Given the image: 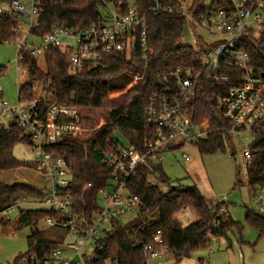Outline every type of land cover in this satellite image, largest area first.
Here are the masks:
<instances>
[{
	"label": "built area",
	"instance_id": "built-area-1",
	"mask_svg": "<svg viewBox=\"0 0 264 264\" xmlns=\"http://www.w3.org/2000/svg\"><path fill=\"white\" fill-rule=\"evenodd\" d=\"M68 1L71 0L0 3V15L8 13L16 18V39L5 44L15 43L21 79L27 78L28 70L23 54L38 62L52 49L66 50L71 67L77 71L100 66L117 54L131 59L137 53L147 59L153 53L148 43V13L185 18L189 25L207 33L205 43L212 47H204L200 68L177 67L157 76L155 92L148 98L146 108L147 124L156 134L143 153L115 137L106 140L102 165L110 171L111 179L108 187L99 190V208L91 216L75 211L69 191L73 185L72 173L66 161L52 152L55 148L71 145L85 133L80 111L58 105L43 108L39 99L11 105L3 97L1 80L5 72H0V127L9 131L11 125H15L21 130V139L35 155V164L45 181L42 189L36 187L44 193L39 202L47 207L45 210L56 215L55 219L42 220L37 230L58 229L67 233V243H60L56 248L30 250L6 264H99L98 241L109 224L136 217L142 207L139 197L128 188L139 169L162 163L166 153L207 136V127L196 124L192 114L203 82L233 84L219 97L218 103L221 114L229 121L227 133L231 141L238 139L247 179L253 162L251 145L264 129V71L255 69L244 48V40L264 24V0H224L216 8L206 6L196 17L192 14L194 0H153L145 12H141L132 0H98L101 14L97 22L83 29L55 25L42 37L35 36L32 31L43 7L63 5ZM142 79L143 76L136 75L134 82ZM182 158L191 162L184 153ZM25 203L29 202L17 203L1 212L0 222L10 219ZM254 203V212L264 217V181L254 189ZM225 212L222 208L216 217ZM144 251L147 264H164L163 259L170 255L160 233L154 245L144 247ZM197 264L209 263L199 261Z\"/></svg>",
	"mask_w": 264,
	"mask_h": 264
},
{
	"label": "trees",
	"instance_id": "trees-1",
	"mask_svg": "<svg viewBox=\"0 0 264 264\" xmlns=\"http://www.w3.org/2000/svg\"><path fill=\"white\" fill-rule=\"evenodd\" d=\"M12 0H0L10 5ZM134 5L145 12L153 0H132ZM224 0H194L192 14L196 17L205 10L221 6ZM101 6L98 0H71L63 5L46 4L37 19L33 34L38 37L49 33L55 25L83 29L99 20ZM148 43L153 53L143 59L135 53L131 59L117 54L95 68L74 70L66 50L52 49L45 54L46 69L41 70L37 60L23 54L27 66V81L19 88V101L40 100L43 108L51 105L74 107L79 111L102 110L105 125L85 138H76L71 145L55 148L52 152L64 159L72 173L73 185L69 190L73 197L74 209L79 214L91 216L99 208L100 189L108 187L110 171L102 165L105 142L110 137L134 145L143 153L146 144L155 137V130L146 121L148 98L155 92L157 76L177 67L202 66L201 56L206 44L198 36L195 46H184L182 41L188 28L194 29L185 18L165 14L147 15ZM16 18L8 13L0 15V44L16 39ZM244 48L256 70L264 71V24L258 36L251 35L244 40ZM5 67H0L4 72ZM136 75L142 80L134 82ZM43 84V97L36 98L35 84ZM233 86L230 84L202 83L193 105V120L205 124L207 136L198 142L201 154L230 151L231 138L227 133L229 121L219 109V97L224 96ZM21 130L11 125L6 131L0 127V173H9L23 168L36 169L33 162H24L14 156L18 144H27L21 139ZM253 162L249 167L248 181L255 188L264 181V129L255 136L251 145ZM129 191L137 195L142 207L133 219L114 221L98 241L99 264H147L144 247L154 245L155 237L161 235L163 246L169 249L177 263L189 259L194 252L208 248L213 239L227 238L235 228L242 227L228 214L216 215L225 204L220 200H208L195 187L173 184L163 171L162 163H152L140 168L137 176L129 183ZM44 193L32 185L0 184V213L17 203L39 202ZM19 209L15 224L17 229H30L29 245L36 241L31 250L56 248L61 243L49 237V232H66L50 229L37 230L39 223L55 219L56 215L47 210ZM185 209L194 211L197 220L183 227L177 214ZM246 223L257 230L258 240L264 239V217L248 210ZM11 219L0 223L7 227ZM56 234V233H55Z\"/></svg>",
	"mask_w": 264,
	"mask_h": 264
},
{
	"label": "rangeland",
	"instance_id": "rangeland-1",
	"mask_svg": "<svg viewBox=\"0 0 264 264\" xmlns=\"http://www.w3.org/2000/svg\"><path fill=\"white\" fill-rule=\"evenodd\" d=\"M260 30L261 28L252 35L258 36ZM197 36L203 42L207 40V33L203 29L188 28L182 45L195 46L196 49H199L196 45ZM16 58L15 43L0 44V67H5L1 86L3 97L11 105L18 104L19 88L27 81L26 77L21 79L22 69H18ZM38 66L45 71V60L40 59ZM43 88V84H35L36 98L43 97ZM103 113L102 110L80 111L82 127L85 130L80 138H85L106 124ZM199 141L185 144L181 149L172 153H166L162 160L163 171L173 184L183 187L195 186L208 200L222 201L227 214L242 227V230L235 228L227 235V238L213 239L208 248L194 252L189 259L180 263H177L175 258L169 255L163 259L164 264H197L198 259L201 258H204L209 264H264V239L258 240L257 230L250 227L245 221L247 211L255 209V188L250 185L244 174V163L237 143L238 139L232 142L230 151H217L212 154H201L197 145ZM13 153L20 161L33 163L36 161L35 155L27 144H18ZM183 153L191 159V162L183 160ZM16 183H27L41 189L45 186V181L36 169L23 168L9 173H0V184ZM20 208L47 209L38 201L37 203L22 204ZM188 210L190 209H185L177 214V217L182 219L183 227H187L195 220L194 211L190 213L192 210ZM18 216L19 209H16L10 216L9 226L4 227L0 223V264L12 262L20 254L28 252L31 246L35 247L36 241H32V245H29L31 232L28 227L16 228L14 231L11 229L17 223ZM127 221L129 220L123 222ZM49 237L54 240L60 237L61 243H67L65 235L64 238H61L59 231L49 232Z\"/></svg>",
	"mask_w": 264,
	"mask_h": 264
},
{
	"label": "crops",
	"instance_id": "crops-1",
	"mask_svg": "<svg viewBox=\"0 0 264 264\" xmlns=\"http://www.w3.org/2000/svg\"><path fill=\"white\" fill-rule=\"evenodd\" d=\"M24 184H27V183H24ZM25 204H27V203H25ZM188 211H190V210H188ZM191 212H193V211H190V213H191ZM193 213L195 214V220H194V221H196V220H197V215H196L195 212H193ZM11 229H12L13 231L16 230V226L12 227ZM184 260H185V259H184ZM182 261H183V260H182ZM199 261H205V259H204V258L198 259V262H199ZM195 264H196V263H195Z\"/></svg>",
	"mask_w": 264,
	"mask_h": 264
}]
</instances>
